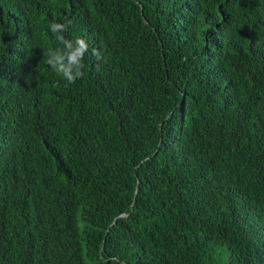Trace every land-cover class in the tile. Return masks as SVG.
I'll list each match as a JSON object with an SVG mask.
<instances>
[{"label":"trees","instance_id":"obj_1","mask_svg":"<svg viewBox=\"0 0 264 264\" xmlns=\"http://www.w3.org/2000/svg\"><path fill=\"white\" fill-rule=\"evenodd\" d=\"M0 264H264V0H0Z\"/></svg>","mask_w":264,"mask_h":264},{"label":"clouds","instance_id":"obj_2","mask_svg":"<svg viewBox=\"0 0 264 264\" xmlns=\"http://www.w3.org/2000/svg\"><path fill=\"white\" fill-rule=\"evenodd\" d=\"M64 25L65 24L62 23H53V20L49 23V28L52 30L54 36L53 45H56L60 49L61 55H55L54 58L49 59L47 62L56 72L62 74L69 83H75L76 79L83 76V72L81 71V69L83 68V64L81 63V61L84 51L86 50V45L83 40H78L77 43L79 44V47L75 52L68 55V44H72L69 40V36L71 34L68 31L64 36L62 35ZM42 51L43 48L40 52V55ZM45 57L46 56L43 53V58ZM64 60H67L68 63L65 64L63 62ZM73 67L75 68V74H73L72 72Z\"/></svg>","mask_w":264,"mask_h":264}]
</instances>
